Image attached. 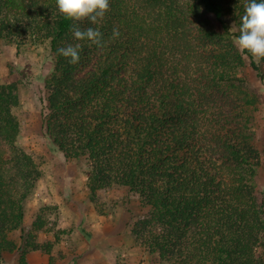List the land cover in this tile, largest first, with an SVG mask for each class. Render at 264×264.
Masks as SVG:
<instances>
[{"label":"trees","instance_id":"obj_1","mask_svg":"<svg viewBox=\"0 0 264 264\" xmlns=\"http://www.w3.org/2000/svg\"><path fill=\"white\" fill-rule=\"evenodd\" d=\"M184 1L110 0L101 23L80 22L102 32L98 48L73 38L55 0H0V41L17 53L29 41L50 44L46 135L66 161L87 162L100 211L103 191L135 200L127 230L139 246L165 264H264L251 128L258 99L241 75L246 56L264 85V61L234 44L247 0ZM77 43V64L57 54ZM18 106L17 85L0 79V264L16 250L9 235L25 233V206L41 178L16 144ZM43 227L38 218L28 236Z\"/></svg>","mask_w":264,"mask_h":264},{"label":"rangeland","instance_id":"obj_2","mask_svg":"<svg viewBox=\"0 0 264 264\" xmlns=\"http://www.w3.org/2000/svg\"><path fill=\"white\" fill-rule=\"evenodd\" d=\"M177 1V0H176ZM181 4L187 1L178 0ZM233 25V23H231ZM238 32L236 27H233ZM241 53L238 40L234 41ZM242 77L258 103L251 110L253 144L260 154L256 186L258 197L264 194V85L251 68V60L243 56ZM54 59L48 42H27L19 52L14 45L0 41V79L16 84L19 106L13 114L20 125L17 147L30 156L41 172L33 193L25 206V233L9 235L14 252H4V264H165L137 244L127 230L132 216L139 213L132 198L117 191L99 193L102 211L89 196L86 161H66L49 141L44 127L46 113L45 82L54 71ZM44 227L28 236L37 219ZM40 249H34V244ZM52 245L50 252L46 246ZM264 255V250H260Z\"/></svg>","mask_w":264,"mask_h":264},{"label":"clouds","instance_id":"obj_3","mask_svg":"<svg viewBox=\"0 0 264 264\" xmlns=\"http://www.w3.org/2000/svg\"><path fill=\"white\" fill-rule=\"evenodd\" d=\"M59 14L72 22L71 32L77 41H88L98 48L103 47V34L95 27L82 29L80 22L101 23L110 11V0H55ZM121 33L113 28L112 39H118ZM239 48L248 53L256 62L264 61V0H247L238 36ZM79 43L69 44L57 49V54L75 65L80 60Z\"/></svg>","mask_w":264,"mask_h":264}]
</instances>
